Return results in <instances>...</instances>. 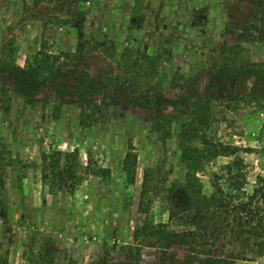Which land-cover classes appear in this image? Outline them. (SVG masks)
<instances>
[{
  "label": "rangeland",
  "instance_id": "rangeland-1",
  "mask_svg": "<svg viewBox=\"0 0 264 264\" xmlns=\"http://www.w3.org/2000/svg\"><path fill=\"white\" fill-rule=\"evenodd\" d=\"M138 3L135 12L136 0H0V62L24 66L43 48L74 52L82 25L87 47L78 59L63 56L62 72L69 85L76 76L92 78L90 100L102 112L85 127L79 100L50 84L32 98L7 86L10 109L0 111V264H264V238L256 235H227L213 246L171 238L177 226L135 236L145 222L138 209L145 171L152 170L157 186L150 194L154 225L167 221V197L177 196L184 181L185 123L174 117L183 96L215 97L217 139L253 150L239 153L248 165L247 193L264 174V79L240 76L242 63H229L228 76L218 73L221 50L238 42L240 25L264 0ZM137 15L142 22L133 27L129 19ZM244 47L245 57L264 63L263 45ZM123 54L153 58L149 83L136 71L127 75L143 105L119 87ZM155 94L164 105L148 101ZM233 160L205 163L199 173L205 193ZM58 167L75 178L54 179Z\"/></svg>",
  "mask_w": 264,
  "mask_h": 264
},
{
  "label": "trees",
  "instance_id": "trees-1",
  "mask_svg": "<svg viewBox=\"0 0 264 264\" xmlns=\"http://www.w3.org/2000/svg\"><path fill=\"white\" fill-rule=\"evenodd\" d=\"M56 0H35L36 5L46 2L53 3ZM59 1V0H57ZM81 0H71L79 4ZM140 0H136L138 12ZM141 16L130 17L131 26H139ZM239 40L237 43L225 46L220 52L223 64L218 68L221 77L229 74V63H242L243 70L240 76L256 77L264 79V63L252 61L243 55L246 44H260L264 46V5L257 7L248 22L239 27ZM80 35L76 50L61 55L50 54L40 49L31 55L24 66H19L15 61L0 62V111L8 112L10 109V95L7 86L18 95L32 98L40 93L46 84L63 95H68L79 100L80 124L89 127L98 121L101 107L91 103L90 97L95 88L92 78L82 79L75 77L76 84L69 85L62 72L61 60L64 58L78 59L87 47V40L83 36L82 25L78 27ZM123 63L118 62V68L123 75H117L120 80L119 87L123 93H129L131 102L137 101L143 105L139 89L130 90L127 85L128 74L136 71L144 82L149 83V75L152 77L155 70L150 66L153 58L149 54H141L140 57L131 58L123 54ZM148 62L145 69L142 61ZM138 76L133 75V85L138 86ZM147 89L145 92L148 93ZM137 94V95H136ZM213 100L215 97L197 98L183 96L175 104V118L184 121V138L180 142V160L185 166L184 181L178 185L177 196L167 197V221L153 224L151 205L153 199L150 194L156 191L153 183L152 170L144 173L142 188L139 197V212L145 215V222L135 233L136 238L142 235L144 230L181 227L180 230H170L172 238L181 243H193L201 246H213L227 235H256L264 238V174L258 175L252 193H247V163L239 155L241 151L252 152L251 148H241L223 144L216 137L213 128L214 112ZM148 101L164 105L165 98L159 94L153 95ZM179 119V120H178ZM220 156H233L234 160L221 168V173H215L211 184L212 191L205 193L204 185L199 178V173L206 162ZM53 178L60 182L66 180L69 175L75 178L74 171L69 168H56ZM151 214V215H150ZM184 264V263H183ZM186 264V263H185ZM200 264V263H198ZM202 264H208L204 262Z\"/></svg>",
  "mask_w": 264,
  "mask_h": 264
}]
</instances>
